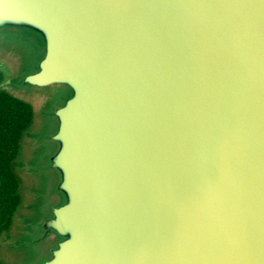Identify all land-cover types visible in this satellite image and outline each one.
Listing matches in <instances>:
<instances>
[{"label": "water", "instance_id": "1", "mask_svg": "<svg viewBox=\"0 0 264 264\" xmlns=\"http://www.w3.org/2000/svg\"><path fill=\"white\" fill-rule=\"evenodd\" d=\"M0 63L9 264H264V0H0Z\"/></svg>", "mask_w": 264, "mask_h": 264}, {"label": "trees", "instance_id": "2", "mask_svg": "<svg viewBox=\"0 0 264 264\" xmlns=\"http://www.w3.org/2000/svg\"><path fill=\"white\" fill-rule=\"evenodd\" d=\"M4 79L0 71V239L10 232L23 203L18 168L22 141L34 119L33 107L7 92Z\"/></svg>", "mask_w": 264, "mask_h": 264}, {"label": "rangeland", "instance_id": "3", "mask_svg": "<svg viewBox=\"0 0 264 264\" xmlns=\"http://www.w3.org/2000/svg\"><path fill=\"white\" fill-rule=\"evenodd\" d=\"M0 71L4 74V77H5V79H4V83L7 82V81L11 78V76H12V69L10 68L9 65H6V64L0 63ZM26 136H27V135H26ZM26 136H25V137H26ZM24 139H25V138H24ZM23 141H24V140H23ZM23 141H22V143H23ZM22 152H23V146H22ZM21 157H22V153H21ZM20 161H21V158H20ZM18 176H19V174H18ZM19 179H20V181H21V183H22V190H21L22 195H23V203H22V205H21V207H22V206L24 205V203H25V199H26V197H25L24 192H23L24 181L20 178V176H19ZM21 207H20V210H19V212L17 213L16 216L20 215ZM15 218H16V217H15ZM12 227H13V226H12ZM11 230H12V228H11ZM11 230H10V232H11ZM10 232L8 233L7 236H3V237L0 239V244L3 243V242L6 240V238L9 236ZM0 264H9V258H8V255H7L6 252H4V251L1 249V247H0Z\"/></svg>", "mask_w": 264, "mask_h": 264}]
</instances>
